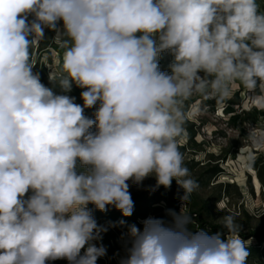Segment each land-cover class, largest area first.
Returning <instances> with one entry per match:
<instances>
[{
  "label": "clouds",
  "instance_id": "clouds-1",
  "mask_svg": "<svg viewBox=\"0 0 264 264\" xmlns=\"http://www.w3.org/2000/svg\"><path fill=\"white\" fill-rule=\"evenodd\" d=\"M45 29L62 50L49 66L59 93L33 71ZM238 84L264 111L258 0H0V264H97L108 229L93 209L130 217V184L150 177L155 188L175 180L181 210L127 225L120 264H247L233 214L210 233L183 212L199 187L180 150L201 112L189 102L229 100Z\"/></svg>",
  "mask_w": 264,
  "mask_h": 264
},
{
  "label": "rangeland",
  "instance_id": "rangeland-1",
  "mask_svg": "<svg viewBox=\"0 0 264 264\" xmlns=\"http://www.w3.org/2000/svg\"><path fill=\"white\" fill-rule=\"evenodd\" d=\"M260 10L264 11V2L258 0ZM56 33L45 29L46 40L33 50L34 72H38L41 82L57 93L58 87L49 81V66L61 62L62 50L52 41ZM173 57L162 53L159 67L169 71ZM83 89L73 85L68 95L75 97V102L83 104L80 93ZM189 104L201 106V112L189 119L185 125L186 136L181 145L185 166L199 187L187 201L183 212L190 215L192 230H208L221 227L220 218L233 214L240 225V237L248 242L249 257L247 264H264V243H259L256 236H264V111L252 108L246 99V90L238 84L231 99L218 101L196 96ZM95 108L85 109V115L93 118ZM255 133L256 142L250 139ZM260 182V193H256L254 176ZM155 179L147 178L139 186L130 184L131 196L141 195L155 189ZM172 187L161 196V201L151 207L147 218H162L171 221L168 211L179 213L183 195L173 180ZM159 188H162L159 187ZM195 215L199 219H194ZM111 236L110 248L113 259L106 254L98 259L97 264H120L125 256L124 237L126 232L114 229L112 223H104ZM143 221H138L140 228ZM219 231H224L221 227ZM110 238V239H111ZM99 241H95L99 245ZM83 251V250H82Z\"/></svg>",
  "mask_w": 264,
  "mask_h": 264
},
{
  "label": "trees",
  "instance_id": "trees-1",
  "mask_svg": "<svg viewBox=\"0 0 264 264\" xmlns=\"http://www.w3.org/2000/svg\"><path fill=\"white\" fill-rule=\"evenodd\" d=\"M89 117L91 118L92 115H90ZM168 189H165L164 187L155 188L141 195L132 197L134 201V210L133 214L130 217H123L119 210L111 206H109L107 208V211L104 212L93 209V215L99 225L103 226V221H105L106 223H112V227L114 229L127 232V225L135 224L137 227H141L139 226L138 221H144L145 219H147V212L151 209L152 206L157 204V201H161V196L164 195L168 191ZM89 207L92 208L93 206L89 205ZM194 219H199V217L195 215ZM121 220L125 221V225L122 226L119 224ZM220 229L221 227H212L210 229V233L218 232ZM110 238L111 236H107L106 232L102 233V240H100L99 244H103L106 247L107 254L111 257V259H113V252L110 248V240H112V238ZM256 238L259 243H264L263 235L259 234L256 236ZM48 264H68V261L61 259L48 262Z\"/></svg>",
  "mask_w": 264,
  "mask_h": 264
},
{
  "label": "bare ground",
  "instance_id": "bare-ground-1",
  "mask_svg": "<svg viewBox=\"0 0 264 264\" xmlns=\"http://www.w3.org/2000/svg\"><path fill=\"white\" fill-rule=\"evenodd\" d=\"M252 176H254V187H255V189H256V193H260V182H259V179H258V177L256 176V175H252Z\"/></svg>",
  "mask_w": 264,
  "mask_h": 264
},
{
  "label": "built area",
  "instance_id": "built-area-1",
  "mask_svg": "<svg viewBox=\"0 0 264 264\" xmlns=\"http://www.w3.org/2000/svg\"><path fill=\"white\" fill-rule=\"evenodd\" d=\"M264 2V0H262Z\"/></svg>",
  "mask_w": 264,
  "mask_h": 264
}]
</instances>
